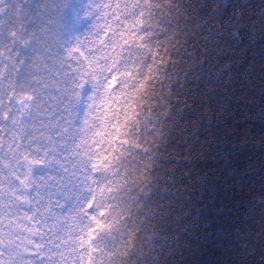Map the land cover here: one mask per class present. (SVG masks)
<instances>
[{"label": "snow or ice", "instance_id": "snow-or-ice-1", "mask_svg": "<svg viewBox=\"0 0 264 264\" xmlns=\"http://www.w3.org/2000/svg\"><path fill=\"white\" fill-rule=\"evenodd\" d=\"M68 7L0 0V264H156L158 109L181 35L217 25L176 0H88L85 43L62 36Z\"/></svg>", "mask_w": 264, "mask_h": 264}, {"label": "trees", "instance_id": "trees-1", "mask_svg": "<svg viewBox=\"0 0 264 264\" xmlns=\"http://www.w3.org/2000/svg\"><path fill=\"white\" fill-rule=\"evenodd\" d=\"M68 2L62 36L87 43L88 0ZM176 2L217 27L181 35L164 86L159 191L144 210L150 255L156 264H264V0Z\"/></svg>", "mask_w": 264, "mask_h": 264}]
</instances>
